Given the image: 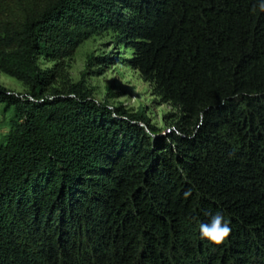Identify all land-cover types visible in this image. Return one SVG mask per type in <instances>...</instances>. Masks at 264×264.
<instances>
[{"label":"trees","instance_id":"obj_1","mask_svg":"<svg viewBox=\"0 0 264 264\" xmlns=\"http://www.w3.org/2000/svg\"><path fill=\"white\" fill-rule=\"evenodd\" d=\"M259 2L0 0V72L26 89L0 85V264H264ZM104 30L177 109L165 134L70 80L66 58ZM215 213L218 246L199 235Z\"/></svg>","mask_w":264,"mask_h":264},{"label":"rangeland","instance_id":"obj_2","mask_svg":"<svg viewBox=\"0 0 264 264\" xmlns=\"http://www.w3.org/2000/svg\"><path fill=\"white\" fill-rule=\"evenodd\" d=\"M131 53L112 30L91 34L66 58L69 78L72 82L82 81L97 102L109 107L122 106L131 112H144L149 123L163 135L172 129L178 111L169 103H162L153 94L151 85L127 65L126 59ZM39 63L43 68L53 66V62L43 59ZM0 85L13 93L26 90L19 81L1 72ZM10 120V112L0 103V143L9 130Z\"/></svg>","mask_w":264,"mask_h":264},{"label":"clouds","instance_id":"obj_3","mask_svg":"<svg viewBox=\"0 0 264 264\" xmlns=\"http://www.w3.org/2000/svg\"><path fill=\"white\" fill-rule=\"evenodd\" d=\"M259 8L261 12H264V0H260L255 8ZM189 195V193H185ZM230 221H226L224 216L220 213L211 215L210 222H201L199 224V235L202 239L209 241L214 245H221L231 234Z\"/></svg>","mask_w":264,"mask_h":264}]
</instances>
